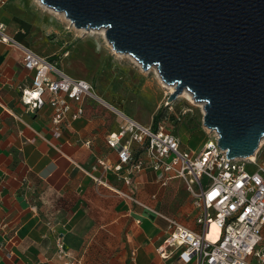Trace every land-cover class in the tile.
<instances>
[{
	"label": "crops",
	"instance_id": "0c3cea01",
	"mask_svg": "<svg viewBox=\"0 0 264 264\" xmlns=\"http://www.w3.org/2000/svg\"><path fill=\"white\" fill-rule=\"evenodd\" d=\"M45 8L37 0H7L0 6L5 33L54 59L69 76L90 82L135 121L152 125L164 95L149 69L116 53L107 41L73 33L69 25L65 33L50 35L53 25ZM31 77L19 52L1 43L0 264H195L179 259L182 247L165 244L170 229L158 215L199 230V211L185 182L173 178L163 185L161 173L144 168L131 174L127 184L123 170L97 165V159L117 163V152L106 137L118 132L121 120L85 101L83 115L62 123L54 135L51 107L45 104L31 112L19 99L20 87L30 86ZM176 123L175 131L168 130L175 132L180 146L198 150L207 129ZM130 149L143 155L137 144ZM59 238L65 255L57 253ZM159 248L168 257L160 256Z\"/></svg>",
	"mask_w": 264,
	"mask_h": 264
},
{
	"label": "water",
	"instance_id": "95a60500",
	"mask_svg": "<svg viewBox=\"0 0 264 264\" xmlns=\"http://www.w3.org/2000/svg\"><path fill=\"white\" fill-rule=\"evenodd\" d=\"M78 30L103 29L111 48L151 67L202 105V125L227 158L264 137V0H37Z\"/></svg>",
	"mask_w": 264,
	"mask_h": 264
},
{
	"label": "built area",
	"instance_id": "2783aa9c",
	"mask_svg": "<svg viewBox=\"0 0 264 264\" xmlns=\"http://www.w3.org/2000/svg\"><path fill=\"white\" fill-rule=\"evenodd\" d=\"M6 2L0 0V6ZM5 28V24L0 22V44L16 49L23 67L32 73L31 85L20 87L19 99L31 112L45 104L51 107L54 135L59 134L62 123L83 115L85 101H92L121 120L118 132L106 137V143L117 152V163L111 165L97 159V165L115 172L123 170L122 179L127 184L131 174L144 168L161 173L163 185L173 178L185 182L194 207L199 211L195 217L199 225L197 231L118 192L140 207L158 213L167 222L170 233L165 244L182 247L178 255L182 262L264 264V165L256 161V152L252 159L227 158L226 150L217 145L218 134L209 129L198 150L184 149L179 138L166 129L163 118L152 125L135 121L101 97L90 82L64 73L54 59L7 35ZM168 109L172 110V107ZM184 113L185 110L180 111L176 120L180 121L179 117ZM123 137L126 139L121 141ZM132 144L138 145L142 156L130 149ZM246 164L254 165L256 170L247 171ZM94 179L99 182V179ZM212 224L217 228L215 239L208 237ZM158 251L160 256L168 257L164 249L159 248ZM57 253L65 255L60 238Z\"/></svg>",
	"mask_w": 264,
	"mask_h": 264
},
{
	"label": "rangeland",
	"instance_id": "374dc122",
	"mask_svg": "<svg viewBox=\"0 0 264 264\" xmlns=\"http://www.w3.org/2000/svg\"><path fill=\"white\" fill-rule=\"evenodd\" d=\"M45 9L48 13L49 22H51V24L53 25V30H51L49 32L50 35H56L57 36L62 32L65 33V31H66L65 25H69V29H71V31L73 33H76L79 35H92V36L97 37V39H100L101 41L106 43V40L104 38V32H102V29H95V30H78V29H75L71 24H69V21L64 17V15L62 13L55 12V11L48 9V8H45ZM154 70H155V68L151 67L148 70V73L153 77L154 80H156L158 82L159 87L161 89V93L164 95L163 99L161 101V105H160V115L162 117L165 115L166 119H167L168 114L171 113L170 111L180 112L182 110H185L184 117H183L182 121H180V124L184 123L187 126L200 125V124L202 125V115H203L202 105L203 104L201 102H195L193 100V98L190 99L184 93V91L181 94H178L173 101L167 102V96L173 90V87L165 85L160 80L157 73L156 74L154 73ZM166 103H168V104H166ZM169 106L172 107V110L168 109ZM162 117L160 119H162ZM163 119H162V121L165 123L166 129L172 128V130L175 131L174 127L177 126L178 124L177 123H175L173 125L167 124L168 122L166 121V119H164V120ZM255 152H256V161L258 162V164L264 165V137L260 140L259 146ZM245 168L249 172H253L254 170H256V167L252 164H246ZM210 232L212 234H217V230L213 229V228H210ZM262 244H264V229H263V243Z\"/></svg>",
	"mask_w": 264,
	"mask_h": 264
},
{
	"label": "trees",
	"instance_id": "16d2710c",
	"mask_svg": "<svg viewBox=\"0 0 264 264\" xmlns=\"http://www.w3.org/2000/svg\"><path fill=\"white\" fill-rule=\"evenodd\" d=\"M179 112H174V111H171V113L168 114V119L172 122V123H176V122H179L178 120H176L177 118V115H178ZM159 117H160V113H158L157 115H155L154 119H153V123H156L158 120H159ZM184 117V114H182L179 118H180V121H182ZM193 126H196V125H191L189 127H193Z\"/></svg>",
	"mask_w": 264,
	"mask_h": 264
},
{
	"label": "bare ground",
	"instance_id": "6f19581e",
	"mask_svg": "<svg viewBox=\"0 0 264 264\" xmlns=\"http://www.w3.org/2000/svg\"><path fill=\"white\" fill-rule=\"evenodd\" d=\"M103 31H104V30L102 29V32H103ZM184 93H185L190 99H192V96H191L187 91H184ZM253 157H254V155L252 154V155L249 156L248 159H252ZM211 228L217 230V228H216L213 224L211 225ZM216 236H217V234H212L211 232L208 233V237L211 238V239H215Z\"/></svg>",
	"mask_w": 264,
	"mask_h": 264
}]
</instances>
